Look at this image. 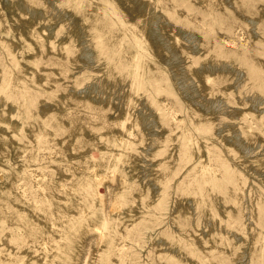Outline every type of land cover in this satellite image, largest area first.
<instances>
[{
	"label": "rangeland",
	"instance_id": "374dc122",
	"mask_svg": "<svg viewBox=\"0 0 264 264\" xmlns=\"http://www.w3.org/2000/svg\"><path fill=\"white\" fill-rule=\"evenodd\" d=\"M0 264H264V0H0Z\"/></svg>",
	"mask_w": 264,
	"mask_h": 264
}]
</instances>
